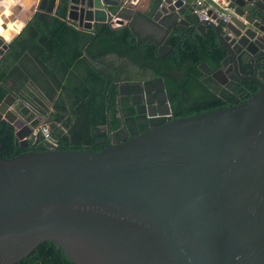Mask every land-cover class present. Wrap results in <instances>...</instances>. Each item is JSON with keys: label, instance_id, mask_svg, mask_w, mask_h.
Listing matches in <instances>:
<instances>
[{"label": "water", "instance_id": "95a60500", "mask_svg": "<svg viewBox=\"0 0 264 264\" xmlns=\"http://www.w3.org/2000/svg\"><path fill=\"white\" fill-rule=\"evenodd\" d=\"M119 1L39 0L37 7L52 13L64 5L68 22L91 30L112 26ZM252 2L231 1V39L211 26L226 51L215 81L233 59L239 63L240 49H261L264 33L248 27L257 28L247 14ZM153 4L159 23L178 18L165 35L176 24L188 26L185 12L203 35L188 4ZM8 46L0 37V58ZM249 81L256 92L239 104L164 123L167 108L158 126L126 138L113 134L100 152L60 150L45 140L34 149L39 135L5 95L0 120L30 150L0 158V264L19 263L45 241L71 264H264V72Z\"/></svg>", "mask_w": 264, "mask_h": 264}, {"label": "trees", "instance_id": "16d2710c", "mask_svg": "<svg viewBox=\"0 0 264 264\" xmlns=\"http://www.w3.org/2000/svg\"><path fill=\"white\" fill-rule=\"evenodd\" d=\"M132 34L129 26L118 30L101 26L87 32L66 20L64 5L52 13L36 11L0 58V102L5 95L14 97L15 110L26 121L33 118L30 109L38 113L40 117L31 125L44 118L60 150H84L85 144L107 139L99 128L104 127L105 131L116 128L114 79L123 70H132L136 65L148 67L156 59L162 66L159 76L172 95L170 120L227 106L210 90L207 101L190 104L192 110L186 112L178 97L181 91L192 92L190 81L202 76L197 63H204L211 71L219 67L226 55L210 26L203 35L180 24L172 27L163 42L171 48L166 57L157 56L153 44L130 41ZM166 63L182 71L179 78L165 71ZM231 90L232 93L226 91L221 96L225 94L226 100L233 101L238 95L249 93L238 99L237 104L256 91L246 84L238 90L233 86ZM36 145L43 144L40 141ZM104 148L92 150L100 152ZM29 150L30 146H19L13 127L1 119L0 158L7 160ZM16 264L71 263L53 243L45 241Z\"/></svg>", "mask_w": 264, "mask_h": 264}, {"label": "flooded vegetation", "instance_id": "af4514ba", "mask_svg": "<svg viewBox=\"0 0 264 264\" xmlns=\"http://www.w3.org/2000/svg\"><path fill=\"white\" fill-rule=\"evenodd\" d=\"M153 3L154 0H152L150 5L148 4L147 6L146 4L147 7H145V13H143L141 11L142 9L139 7L141 5L140 2L136 4L126 2L125 6L122 7L120 11H118L119 8H114L113 10L116 11V13H113V10L112 13L114 15L117 14L122 18V26H129L130 28L132 27V39L136 43L143 42L153 44L155 48H157V56L166 57V55L170 53L171 48H169L167 45L165 46L163 43L167 35H165V29L167 26L173 25L178 20V18L176 16H170L159 23L160 18L155 20L156 15L153 14V10L155 8ZM156 3L157 2L155 0V4ZM247 14L256 20L253 22H256V27L259 28L258 30L257 28H253L252 25H250L248 26L250 32H255L256 36H263L264 5L259 1L253 0V2L250 4ZM182 18L188 22V26L185 27H189L190 30L195 31V29L191 28L193 24L191 15L185 12ZM94 28L96 29L98 27L93 24L92 29ZM219 31L222 35H226L228 40L232 38L230 31L226 30V32H223L221 28H219ZM257 41L258 45L261 46V49H257L253 45L248 46V52L240 49V51L237 52L239 63L237 58L233 59V62L231 61L228 64V73L216 75V81L211 78V74L221 68V62L218 68L211 71L204 63H197L196 67L202 76L197 80L190 81L192 92H179L180 94L178 97H180L184 102V106H181V108L186 112H191L192 108L190 107V104L204 103L207 101L211 94L210 90L214 91L217 97H221L222 102L226 103L227 106L236 105L237 102H239L238 99L242 100L243 97H246L249 93L246 92L243 94V96L238 95V99L233 101L226 100L224 97L225 94L223 96L221 95L226 91L232 93L231 88L233 86L238 90L246 84L250 86L251 89H256V85L253 82H250L249 79L254 77L256 72H264V36L259 37ZM163 45L168 47L169 50L162 48ZM160 54H163V56ZM138 57L140 58V56ZM167 62L171 63L170 61ZM165 65V71L170 73L172 76L179 78L182 72L181 70L175 69L172 66L170 67V65L167 63ZM203 65L206 67V71L204 73L200 70L201 66ZM161 72L162 66L157 61V59L153 60L148 67L136 65L132 70H123L113 81V89L117 94L115 100L117 114L115 120L113 121V124H115L116 128L112 131L110 128L105 131L104 127H100L99 129L101 130L102 135L105 134L107 139H98L96 144H85L84 147L86 149H92L94 147L98 148L101 146L106 147L107 145L112 144L111 136L113 134H122V136L126 138L131 137L134 130L139 134L146 132L152 126H158V114L164 113L167 108L171 116L170 100L172 95L170 92H168L166 84L162 82L161 77L159 76ZM231 72H233L232 75L230 74ZM257 80L263 81L261 78H257ZM170 116H168V118H162L161 120L164 123L168 122V120H170ZM38 118L39 116L29 118L28 123L31 125ZM35 125H31V127L35 128ZM33 138V136H30V142ZM38 139L37 142H42V140ZM119 142H122L121 138L119 139ZM42 148L43 145L34 146V149Z\"/></svg>", "mask_w": 264, "mask_h": 264}, {"label": "built area", "instance_id": "2783aa9c", "mask_svg": "<svg viewBox=\"0 0 264 264\" xmlns=\"http://www.w3.org/2000/svg\"><path fill=\"white\" fill-rule=\"evenodd\" d=\"M141 0H120L119 9L125 6L126 2L136 4ZM232 0H181L183 4H188L191 7V14L196 17L198 22L205 25V27L219 26L223 32H226V24L229 22L230 18L233 15V8H230ZM110 8L105 7L107 11ZM108 15H111L110 12H107ZM122 20L121 18H113L112 26L120 27L118 21ZM34 135L38 134L42 142L49 141L51 144L56 146V142L52 139L49 129L45 123H37L33 130Z\"/></svg>", "mask_w": 264, "mask_h": 264}, {"label": "crops", "instance_id": "0c3cea01", "mask_svg": "<svg viewBox=\"0 0 264 264\" xmlns=\"http://www.w3.org/2000/svg\"><path fill=\"white\" fill-rule=\"evenodd\" d=\"M142 1L143 0L140 1V4H141ZM38 3H39V0H11V1H9V0H0V22H1V27H2L3 31H7V33L11 34L10 35V40L8 41L9 43L13 40L14 37H16L17 35H19L21 33V31L26 26L27 22L32 18V15L36 11H43V10H39L38 9V7H37ZM151 3H152V0H146L147 6H148V4L150 5ZM147 6H145V7H147ZM145 7L141 10L143 13L146 12V8ZM113 13H116V11H114ZM115 17H119V16L116 15ZM119 18H121V17H119ZM121 27L111 26L110 28L113 29V30H118V29H121ZM99 28L100 27H98L96 29H99ZM94 29L85 30V31L93 32ZM0 37H2V35H0ZM26 107L29 109L28 106H26ZM13 110H15V106H13ZM30 113H31V111H30ZM35 115L36 114H34L33 116H35Z\"/></svg>", "mask_w": 264, "mask_h": 264}, {"label": "rangeland", "instance_id": "374dc122", "mask_svg": "<svg viewBox=\"0 0 264 264\" xmlns=\"http://www.w3.org/2000/svg\"><path fill=\"white\" fill-rule=\"evenodd\" d=\"M145 6H146V0H143V1L141 2L140 8L143 9ZM13 111H14L16 114H18V113L16 112V110H13ZM30 111H31L30 114H31L32 116H33V114H36L35 116H39V114H37L36 112L33 113V111H32L31 109H30ZM18 115H19V114H18ZM19 116H20V115H19ZM20 117H21V116H20ZM33 117H34V116H33ZM39 117H40V116H39ZM21 118H22V117H21ZM23 119L26 121V118H23ZM40 120H41V121L38 122V123H44V122H45V121H44V120H45L44 118H40ZM27 122H28V121H27ZM27 122H26V123H27Z\"/></svg>", "mask_w": 264, "mask_h": 264}, {"label": "bare ground", "instance_id": "6f19581e", "mask_svg": "<svg viewBox=\"0 0 264 264\" xmlns=\"http://www.w3.org/2000/svg\"><path fill=\"white\" fill-rule=\"evenodd\" d=\"M9 1H11V0H9ZM0 35H2L3 39H5L6 42H8L10 40V35L11 34L7 33V31H3L2 27H1V22H0Z\"/></svg>", "mask_w": 264, "mask_h": 264}]
</instances>
